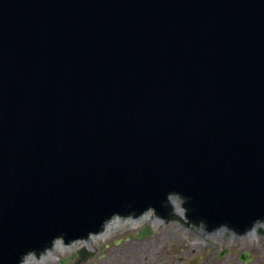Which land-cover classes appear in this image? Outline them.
Segmentation results:
<instances>
[{
  "label": "water",
  "instance_id": "1",
  "mask_svg": "<svg viewBox=\"0 0 264 264\" xmlns=\"http://www.w3.org/2000/svg\"><path fill=\"white\" fill-rule=\"evenodd\" d=\"M170 191L190 216L78 238ZM261 215L264 0H0V264L63 232L23 264L125 225Z\"/></svg>",
  "mask_w": 264,
  "mask_h": 264
},
{
  "label": "rangeland",
  "instance_id": "2",
  "mask_svg": "<svg viewBox=\"0 0 264 264\" xmlns=\"http://www.w3.org/2000/svg\"><path fill=\"white\" fill-rule=\"evenodd\" d=\"M143 227L145 226L125 225L105 233L95 240V247L90 248L94 256H89L86 261L82 260L81 264H90L92 261V264H183L177 260L180 248H192L198 243L195 239H190L182 229L169 226H167V230L153 226L151 235L138 238L137 234ZM254 242L257 245L256 250L262 256L264 235L258 237ZM252 245L253 243H250L246 248L249 249ZM82 248L83 246L67 248L39 264H59L63 257H70L73 252L76 253L75 257L70 258L66 264H77V260L80 258L79 250ZM217 261L218 259L215 257L211 260L212 264H216ZM258 262L264 264V259H260ZM219 264H222L221 261Z\"/></svg>",
  "mask_w": 264,
  "mask_h": 264
},
{
  "label": "flooded vegetation",
  "instance_id": "3",
  "mask_svg": "<svg viewBox=\"0 0 264 264\" xmlns=\"http://www.w3.org/2000/svg\"><path fill=\"white\" fill-rule=\"evenodd\" d=\"M262 223H258L244 231L231 227H226L224 229H211L203 224L202 227L203 229H205V235L209 239L203 238L202 240H199V238L191 236L192 233L194 234V236H198L199 234L196 231H189L190 235L188 236L190 237V239H195L196 241H198V243L192 248H186L185 246V248H180V254L177 257V260L179 262H182L183 264H212L211 260L215 257L218 259L216 264H219V261H221L222 264H259L258 261L260 259H264V252L262 256H260V253L256 250L257 245L254 240L256 241L258 237L264 235V225ZM215 237L224 238V241L220 243H214L212 240L215 239ZM250 243H253V245L249 249H247L246 246ZM53 246L54 244L50 246V248ZM58 247H56V252L54 254H49L47 256L57 254ZM83 248L79 250L80 258L77 260V264H81L82 260L86 261L89 256H94L93 251L87 247L88 257L85 258L81 254ZM237 248L238 250L236 251ZM75 255L76 253L73 252L70 257H63L60 260L59 264H66L69 259L74 258ZM47 256L44 257L46 258ZM92 263L93 261L90 264Z\"/></svg>",
  "mask_w": 264,
  "mask_h": 264
},
{
  "label": "bare ground",
  "instance_id": "4",
  "mask_svg": "<svg viewBox=\"0 0 264 264\" xmlns=\"http://www.w3.org/2000/svg\"><path fill=\"white\" fill-rule=\"evenodd\" d=\"M129 226V225H128ZM159 228H161V229H163V230H167L168 228H167V226H159ZM179 228H182V230H183V232L185 233V234H187V235H190V232L189 231H196L199 235L198 236H194V234L192 233V237H197V238H199V240H202L203 238L204 239H209L204 233H203V231L200 229V228H194V227H179ZM103 235V234H102ZM102 235H100V236H97V237H95V238H92V239H90V240H87V241H85V242H82V243H80V244H77V245H75V246H72V247H78V246H84V248H86L87 249V247L89 248V247H94L95 246V240L96 239H99ZM95 241V242H94ZM214 243H220V242H223L224 240H215V239H213L212 240ZM200 243V242H199ZM71 248V247H70ZM90 249V248H89Z\"/></svg>",
  "mask_w": 264,
  "mask_h": 264
}]
</instances>
